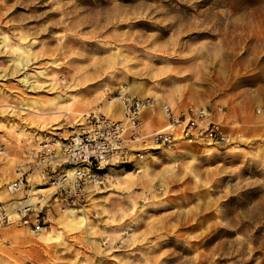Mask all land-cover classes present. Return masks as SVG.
I'll list each match as a JSON object with an SVG mask.
<instances>
[{"label":"rangeland","instance_id":"obj_1","mask_svg":"<svg viewBox=\"0 0 264 264\" xmlns=\"http://www.w3.org/2000/svg\"><path fill=\"white\" fill-rule=\"evenodd\" d=\"M126 96L207 106L233 141L129 152L81 204L35 194L46 202L31 214L44 204L60 238L5 224L0 264H264V0H0V206L51 187L62 159L40 162L41 146L60 156L91 116L122 118ZM155 116L148 133L165 124ZM21 173L28 187L10 193ZM79 205L86 224L66 226Z\"/></svg>","mask_w":264,"mask_h":264},{"label":"built area","instance_id":"obj_2","mask_svg":"<svg viewBox=\"0 0 264 264\" xmlns=\"http://www.w3.org/2000/svg\"><path fill=\"white\" fill-rule=\"evenodd\" d=\"M123 111L120 119L98 115L82 122L72 131L71 137L59 143L60 156L55 153V148L52 149L56 143L46 142L41 146L40 162L53 163L58 157L62 159V162L56 163L60 167L59 174L50 178L51 187H55L56 200L60 196L68 205L86 202L91 187L102 180L103 167L111 160L125 159L129 152L132 156H142L143 150L173 147L181 142L223 145L233 141L226 125L213 119L212 111L207 106L189 104L176 108L151 97L126 96L123 99ZM157 113L162 114L165 124L152 132H146L147 118L157 119ZM69 169H72V175H69ZM52 171L56 172L55 166ZM23 175L8 184L10 193L26 190L30 178ZM43 208L40 205L38 211L31 214L36 210L33 205L11 214L0 206V227L5 224L30 226L32 223L38 232L47 221Z\"/></svg>","mask_w":264,"mask_h":264},{"label":"bare ground","instance_id":"obj_3","mask_svg":"<svg viewBox=\"0 0 264 264\" xmlns=\"http://www.w3.org/2000/svg\"><path fill=\"white\" fill-rule=\"evenodd\" d=\"M201 2L206 3V2H208V0H201ZM16 51L18 52V57H17V59H15V64L17 65V67H19V68L21 67V69H25L26 67H28L30 61L32 60L31 57L29 56L30 54L28 53L27 49L20 47V46L17 47ZM40 73H43V72L41 71ZM27 77H28V73L25 75L24 78H27ZM119 115L120 114L116 113V111L114 112V116H119ZM80 124H82V123H80ZM166 150H168V149H166ZM210 150H211L210 148L207 149V151L205 153H203V155L206 156V155H211V154L215 153V152H212ZM0 152H1V154L2 153L4 154V153H6V150H0ZM151 155H152V153H151ZM130 167H131V165H127V164L122 165V168L120 170H124V171L128 172L126 175L124 174V177H126L127 175H129L131 173V171H128ZM17 170H18V168H17ZM72 172H73L72 169H69V175H72L73 174ZM51 188H53V187L39 186L35 189L29 190V192H31V193L26 196L25 200H23V201L17 200V201H14L11 203L12 204V208H11L12 210H10L9 213L16 212L19 210H23V208L31 207V206L39 204V203H45L46 202L45 199H42V198L40 199V197H37L34 195L39 194V193L44 192V191H47V190H50ZM1 192L5 195L4 190H2ZM0 197H1V195H0ZM1 200L2 199H0V201ZM43 205L44 204H42V206ZM88 217H89V214H88V211L85 207H81L80 205L79 206H72V207L70 206V207L63 209L61 221H63V223L66 226L72 227L76 224H80V225L84 224L85 225L87 220H88ZM45 230H46V227H43L38 232L36 231V229L33 230L35 234L39 235L42 243L49 244L50 240L60 238V235H61L60 233L55 232L54 230H50L47 232Z\"/></svg>","mask_w":264,"mask_h":264},{"label":"crops","instance_id":"obj_4","mask_svg":"<svg viewBox=\"0 0 264 264\" xmlns=\"http://www.w3.org/2000/svg\"><path fill=\"white\" fill-rule=\"evenodd\" d=\"M161 126H163V125H161ZM161 126L158 125V127H161ZM251 132L254 133V130H252ZM257 132H258V131H257Z\"/></svg>","mask_w":264,"mask_h":264}]
</instances>
